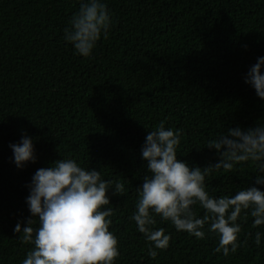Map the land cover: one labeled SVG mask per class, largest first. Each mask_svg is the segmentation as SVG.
<instances>
[{
    "label": "trees",
    "instance_id": "1",
    "mask_svg": "<svg viewBox=\"0 0 264 264\" xmlns=\"http://www.w3.org/2000/svg\"><path fill=\"white\" fill-rule=\"evenodd\" d=\"M106 3L114 26L84 58L63 40L78 0H0V264H20L31 247L13 231L30 216L26 185L36 169L62 157L124 183L123 195L108 193L116 264H264V240L256 246L249 236L223 257L212 251L215 237L197 240L158 217L156 226L171 238L152 259L129 220L145 172V126L165 120L181 128L178 158L203 167L218 159L206 140L264 118V102L243 79L264 56V0ZM23 134L33 138L37 159L18 169L9 144ZM253 171L217 170L206 178L208 191L219 196L253 185ZM251 220L242 223L241 240L257 230Z\"/></svg>",
    "mask_w": 264,
    "mask_h": 264
},
{
    "label": "clouds",
    "instance_id": "2",
    "mask_svg": "<svg viewBox=\"0 0 264 264\" xmlns=\"http://www.w3.org/2000/svg\"><path fill=\"white\" fill-rule=\"evenodd\" d=\"M114 23L106 0H78V9L63 28V40L75 54L90 58ZM243 79L264 102V56L257 57ZM145 128L140 149L145 172L143 183L136 187L138 195L129 220L143 235L147 255L155 259L158 250L169 247L171 233L156 226L157 217L197 240L215 237L212 251L223 257L235 254L249 236L260 246L264 190L256 185L264 186V118L252 127H224L206 140L204 146L214 149L218 159L203 167L178 158L181 128L166 127L165 120ZM9 147L18 169L37 159L33 138L26 134ZM242 166L254 169L253 185L219 196L210 194L207 177L217 170L232 172ZM26 187L30 216L23 226L17 222L13 228L21 243L31 246L20 264H116L121 252L117 236L109 230L115 208L109 206L108 193L123 195V182L104 178L100 170L75 158L62 157L36 169ZM249 217L257 230L241 240L242 223Z\"/></svg>",
    "mask_w": 264,
    "mask_h": 264
}]
</instances>
